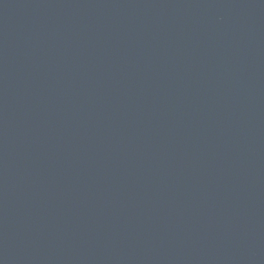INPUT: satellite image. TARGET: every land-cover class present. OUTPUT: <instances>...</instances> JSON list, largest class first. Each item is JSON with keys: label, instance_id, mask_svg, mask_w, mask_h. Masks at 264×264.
Here are the masks:
<instances>
[{"label": "water", "instance_id": "1", "mask_svg": "<svg viewBox=\"0 0 264 264\" xmlns=\"http://www.w3.org/2000/svg\"><path fill=\"white\" fill-rule=\"evenodd\" d=\"M0 264H264V0H0Z\"/></svg>", "mask_w": 264, "mask_h": 264}]
</instances>
